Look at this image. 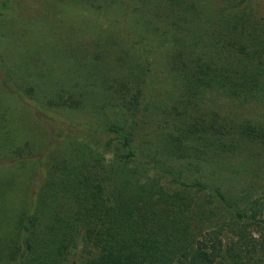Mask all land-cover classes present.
Segmentation results:
<instances>
[{
    "label": "trees",
    "instance_id": "trees-1",
    "mask_svg": "<svg viewBox=\"0 0 264 264\" xmlns=\"http://www.w3.org/2000/svg\"><path fill=\"white\" fill-rule=\"evenodd\" d=\"M131 8L132 4L124 12ZM256 13L247 2L223 0L210 19L200 20L202 15L185 11V16L174 15L162 30L161 36L171 35L166 58L171 84L159 137L173 154L187 157L182 160L201 162L212 138L226 145L225 152L242 148V140L235 137L264 141V13ZM126 39L139 58L127 76H113L101 88L109 91L113 87L117 116L121 110L133 111L152 80L146 55L151 53L150 40L143 41L140 35ZM93 56L100 58L96 51ZM66 93L58 89L48 107H79V97ZM17 97L21 100V94ZM12 99L11 95L7 98L8 104ZM225 103L239 109L225 111ZM249 106L259 111L243 115ZM30 107L51 120L49 138L54 123L60 124L62 132L53 146L41 148L46 156L37 157L34 146L23 154L21 145L15 147L9 141L12 134L2 125L5 114L0 112V159L8 160L12 170L0 175V218L6 222L0 219V260L4 264H64L69 249L78 244L81 229L87 248L84 264H212L223 250L234 264H241V257L264 249V240L252 228L258 223L257 216L264 215V194L232 200L219 186L212 188L182 176L175 181L180 186L167 193L159 180L138 178L140 167L155 164L143 158L136 144L138 131L127 119L116 120L103 113L98 123L77 124L37 101ZM71 132L99 136L102 147L113 152V162L96 158L78 142L72 149L60 146ZM191 144L196 146L194 156L188 157L185 150ZM21 165L30 171L28 180L34 174L38 177L29 190L28 180L24 188L20 186L17 167ZM156 166L172 173L159 159ZM74 172L79 179L67 194L65 187ZM109 174L115 185L107 203L104 188ZM61 200L67 203L60 204ZM241 202L246 206L241 207ZM12 203L17 208L7 209Z\"/></svg>",
    "mask_w": 264,
    "mask_h": 264
},
{
    "label": "rangeland",
    "instance_id": "rangeland-1",
    "mask_svg": "<svg viewBox=\"0 0 264 264\" xmlns=\"http://www.w3.org/2000/svg\"><path fill=\"white\" fill-rule=\"evenodd\" d=\"M241 1L247 2L257 12L256 15L264 13V0ZM222 3L223 0H0V112L5 114L2 125L7 126L12 134L9 141H14L15 147L21 145L23 154L34 146V150L39 152L37 157L46 156L41 148L53 146L62 127L54 123V131L49 138L51 120L30 106L37 101L42 107H48V101L53 99L58 89H63L69 95L79 97V107L48 108L75 123H98L102 120L100 116L106 113L107 117L116 120L127 119L124 121L136 127V144L143 158L155 164L139 168L137 176L140 180L157 179L167 193L180 186L175 181L182 176L183 180L194 178L210 184L212 188L219 186L232 200L244 201L264 194L262 138L243 140L235 137L242 140V148L227 152L226 145L213 142L212 138L203 149V160L195 164L189 158L182 160L187 158L182 153L173 154L159 137L166 94L171 84L166 66L171 35L161 36L162 30L171 24L174 15L185 16V11L191 15H202L199 19H210ZM131 4L132 8L125 13V8ZM195 27H199V23H195ZM138 35L143 41L150 40L152 45V49L149 46L151 53L146 54L151 62V84L131 113H122L121 110L117 116L113 98L117 94L113 87L109 91L101 88L107 86L113 76L128 75V68L132 69L140 54L130 46L126 36L137 38ZM95 51L100 55L99 60H94ZM93 63H96L94 68ZM18 94H21V100ZM10 95L13 102L8 104ZM222 108L225 111L239 109L226 103ZM255 110L252 106L245 107L242 114L253 115L259 111ZM74 142L86 145L96 158H102L106 163L113 162V152L102 147L99 136L71 132L62 139L60 146L72 149ZM195 147L191 144L185 154L194 156ZM216 149L220 152L217 153ZM50 158L51 155L47 159L50 161ZM156 159L169 166L172 173L160 169L159 164L156 166ZM187 163L192 166L187 167ZM23 167H17L21 188H24L30 172ZM11 171L8 160L0 159V175ZM78 179L77 172H74L65 187L67 194ZM28 182L27 190L38 183V177L34 174ZM114 185L113 174L107 175L104 188L107 203L111 201ZM65 202L61 200L60 204ZM240 206H246V202H241ZM11 207H14L12 210L17 208L15 203L7 209L11 210ZM3 211L8 214L6 209ZM0 219L6 223L5 219ZM257 222L252 228L259 239L264 240V215L257 216ZM4 229L7 230L6 227ZM82 237L81 229L77 236L78 244L69 249L64 264L85 263L87 248ZM225 238L224 235V241L227 240ZM241 261V264H264V249L251 257H241ZM0 264H4L2 260ZM212 264L234 263L223 250L222 256Z\"/></svg>",
    "mask_w": 264,
    "mask_h": 264
}]
</instances>
